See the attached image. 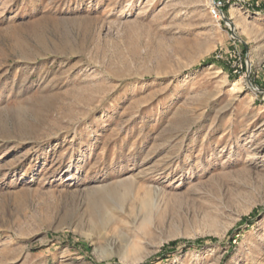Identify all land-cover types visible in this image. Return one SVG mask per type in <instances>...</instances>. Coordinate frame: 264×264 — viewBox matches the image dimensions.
I'll use <instances>...</instances> for the list:
<instances>
[{
  "label": "rangeland",
  "instance_id": "374dc122",
  "mask_svg": "<svg viewBox=\"0 0 264 264\" xmlns=\"http://www.w3.org/2000/svg\"><path fill=\"white\" fill-rule=\"evenodd\" d=\"M221 1L0 0V264H264V0Z\"/></svg>",
  "mask_w": 264,
  "mask_h": 264
},
{
  "label": "built area",
  "instance_id": "2783aa9c",
  "mask_svg": "<svg viewBox=\"0 0 264 264\" xmlns=\"http://www.w3.org/2000/svg\"><path fill=\"white\" fill-rule=\"evenodd\" d=\"M223 7V2L221 0H214L212 4V13L216 16H219L220 14L222 15V9Z\"/></svg>",
  "mask_w": 264,
  "mask_h": 264
},
{
  "label": "water",
  "instance_id": "95a60500",
  "mask_svg": "<svg viewBox=\"0 0 264 264\" xmlns=\"http://www.w3.org/2000/svg\"><path fill=\"white\" fill-rule=\"evenodd\" d=\"M222 17L226 19L227 24L233 29V23H231L230 19L225 17L224 11H222Z\"/></svg>",
  "mask_w": 264,
  "mask_h": 264
},
{
  "label": "trees",
  "instance_id": "16d2710c",
  "mask_svg": "<svg viewBox=\"0 0 264 264\" xmlns=\"http://www.w3.org/2000/svg\"><path fill=\"white\" fill-rule=\"evenodd\" d=\"M225 11V9H223Z\"/></svg>",
  "mask_w": 264,
  "mask_h": 264
},
{
  "label": "bare ground",
  "instance_id": "6f19581e",
  "mask_svg": "<svg viewBox=\"0 0 264 264\" xmlns=\"http://www.w3.org/2000/svg\"><path fill=\"white\" fill-rule=\"evenodd\" d=\"M212 2H213V0H212Z\"/></svg>",
  "mask_w": 264,
  "mask_h": 264
}]
</instances>
